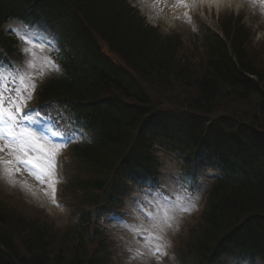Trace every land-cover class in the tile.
<instances>
[{
    "label": "trees",
    "instance_id": "16d2710c",
    "mask_svg": "<svg viewBox=\"0 0 264 264\" xmlns=\"http://www.w3.org/2000/svg\"><path fill=\"white\" fill-rule=\"evenodd\" d=\"M29 9L34 21L44 19L55 28L58 62L64 70L60 78L43 84L42 91L59 103L65 96L60 109L66 110V118L93 133V141L74 151L85 167L81 174L87 176L75 187L88 201L89 211L62 232L43 222L40 214L9 211L0 204V264H108V236L94 224L95 203L110 199L100 177L119 176L121 167L144 174L153 162L150 144L164 137L144 131L157 114H168L161 112L163 106L187 111L191 121L183 124L182 148L196 152L206 142L228 150L248 149L239 135L246 123L252 129L264 127V60L251 50L252 34L238 17L223 21V38L206 29L205 61L195 67L197 59H186L181 38L161 37L129 0H0V22ZM98 40L121 58L127 71L104 58ZM6 45L17 50L13 42ZM164 92L170 100L162 106L154 95ZM109 93L113 100L98 101ZM237 105L244 110H231ZM228 109L231 118L222 113ZM217 116L222 117L220 123L205 125ZM224 178L211 188L205 224L194 249L182 252V264H203L199 255L234 230L235 245H248L264 258V183L238 190L226 187ZM94 190L102 192L96 201ZM246 220L251 226L239 233L236 227Z\"/></svg>",
    "mask_w": 264,
    "mask_h": 264
},
{
    "label": "rangeland",
    "instance_id": "374dc122",
    "mask_svg": "<svg viewBox=\"0 0 264 264\" xmlns=\"http://www.w3.org/2000/svg\"><path fill=\"white\" fill-rule=\"evenodd\" d=\"M174 2L177 1L167 0V2H165L166 7L168 9L171 8L168 12L166 8L162 6L163 4L161 5L162 0H150L149 5H151V7L148 6V8L145 7L147 4L145 0H131L132 6L137 7L143 17H146L147 22L152 26L158 27L164 36H170L174 31L181 34V37H183V53H188V57L186 58L187 60H191L194 58L197 59L194 62L195 67H201L202 62L205 61L203 57V54L205 53L203 40L200 36L197 37V35L195 34V32L199 31V26L197 27L196 25L198 19L200 18L204 22V24L211 28L215 33H219L221 32L220 29L223 21H225V18L229 19L231 14H235V16L245 15L243 23H245L247 28L250 29L254 34V38L252 39L251 43V50H254L255 53H257L256 56L259 60H261V62L264 60V52H260V50L264 48V5L258 4L259 1L246 0L241 4V7L237 11H234L232 7H226L225 9H221L220 11H216L213 9L210 10L206 6L201 7L199 3L191 5L185 0H178V2H181V4H185V7L181 8V5V7L177 9L175 7H172L174 6ZM204 24H202V22L198 23V25ZM256 31L258 32L256 33ZM26 55H28L27 61L30 60L31 53H26ZM33 57H35V60H39L40 62L46 60L41 55H32V58ZM200 61H202L201 66L199 64ZM48 64H45V66H47L49 70L51 69V66L55 67V65H53L50 61ZM25 67L26 73L30 72L34 77V69H29L27 67V62L25 64ZM39 69L40 67L37 66L36 71H38ZM196 70L198 71V69ZM164 94L165 95H163L162 93L154 95L155 99L162 106L163 104L167 105V102L170 100L166 97V92H164ZM165 107L168 108L169 106ZM238 107L239 105H237L235 109L231 107V110L236 111ZM242 110H244L243 107L239 108L238 112H241ZM223 111L226 112L225 110ZM227 111L228 113H231L230 109H228ZM160 157L162 161H165L167 155L163 154ZM6 158L7 159H3V161L13 160L12 157ZM7 168L12 169V175L8 174V172L6 171V166L2 162H0V192L2 193V195H0V201L3 202V204H7L6 206H8L9 208H16L20 211L24 210L27 213L35 214L37 216H39L40 214L43 222L54 226L56 229H66L68 225H70L75 220L74 217L78 215V212L82 209L80 205V198L75 191L66 189L64 193L60 192L58 194L59 199L63 202L65 207L61 208L56 199L57 195L50 193V190L48 189H42L38 187L36 189L40 190L41 192H38L37 194L32 193L33 195L21 189V183L26 184L24 182L26 181V179L23 177L19 178L18 172L15 171V169L17 168L15 166V163L12 165H7ZM65 175H71L69 170L65 171ZM34 187L35 186L32 185L29 187V189L33 190ZM200 202L201 198L199 196L196 197L195 202L193 200V203H195L196 205H200ZM182 217L184 218L182 219L183 223L188 222L189 216L183 215ZM178 227L179 230L177 231V235L180 237L182 235L184 227ZM122 231L127 235L126 247H128L127 250L129 253L126 254L125 252L123 255L120 254L118 257H116L113 264H139L135 262V253L132 252L131 248H136L139 243L145 241L143 239V235L138 234L136 230L134 231L126 227H124ZM169 234L171 235L170 231ZM146 243L147 242L145 241L143 245L138 249H141L143 246H145ZM67 247L68 249H70L73 247V245L71 244Z\"/></svg>",
    "mask_w": 264,
    "mask_h": 264
},
{
    "label": "snow or ice",
    "instance_id": "6c2138e0",
    "mask_svg": "<svg viewBox=\"0 0 264 264\" xmlns=\"http://www.w3.org/2000/svg\"><path fill=\"white\" fill-rule=\"evenodd\" d=\"M14 31V34H18ZM23 40L30 47L25 48L26 53L32 52L31 45L36 43L27 32L23 35ZM39 37H37L38 39ZM34 60L30 59L27 61V67L29 69L34 67ZM58 70V69H57ZM46 73L41 72L40 78L42 79ZM11 85V86H10ZM36 88V77H33L31 73L21 74L17 69L15 73H10L7 70L0 71V140L5 141L4 147H8L9 154H15V159L2 162L6 166V171L9 175H12V169L7 168V165L14 163L21 164L25 167L32 165L33 168L39 169L44 175L54 174L58 157L67 146V143L74 142L77 137V132L67 122L61 124V121L53 117L50 113H42L39 109H33L29 112H24L23 109L27 106L28 101L32 99V94ZM44 122L46 127L45 131L50 133L51 136H59L61 139L66 141L65 144L55 147L54 151H49L44 147L45 143H48V138L39 132L38 126L41 122ZM4 147H0V152L4 151ZM32 155H43V160L37 163L34 159H25ZM15 171H19L16 168ZM31 171V169H30ZM37 179H41L37 175ZM43 182V180H41ZM59 183V180L52 182L53 194L55 193V184ZM14 186V183H13ZM158 193H162L164 190L161 188L156 190ZM150 193H145V196ZM144 207L141 208L143 212L145 208H154L155 213L148 212V218L153 220V230L159 229V232L164 231V226L171 227L172 216L169 211V206L164 199H161L160 195H152L151 199L142 201ZM160 216V222L156 220V214ZM143 236V239L152 244L156 241L162 240L163 236L155 231L148 232ZM161 245L155 244V251H160ZM151 250V249H150ZM155 254V253H153ZM166 255V253H164Z\"/></svg>",
    "mask_w": 264,
    "mask_h": 264
},
{
    "label": "bare ground",
    "instance_id": "6f19581e",
    "mask_svg": "<svg viewBox=\"0 0 264 264\" xmlns=\"http://www.w3.org/2000/svg\"><path fill=\"white\" fill-rule=\"evenodd\" d=\"M149 1L145 0V2L147 3L145 6L146 8H148V6L151 7V5H149ZM176 1L177 2H174L173 3L174 6H172V7H175L177 9H179L181 7V5H182L181 8L185 7V4L183 5V4H181V2H178V0H176ZM186 1L188 3H190L191 5L199 3L201 7L207 6L210 10L213 9L216 11H220L221 9H225L226 7H232V9H234V11H237L241 7V4L243 2H245L246 0H186ZM165 2H167V0H162L161 5L163 4L162 6L165 7L166 10L169 12L171 8L168 9L165 5ZM1 19H0V21H1Z\"/></svg>",
    "mask_w": 264,
    "mask_h": 264
}]
</instances>
